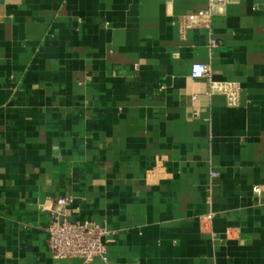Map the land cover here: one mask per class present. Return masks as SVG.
Returning <instances> with one entry per match:
<instances>
[{"label":"crops","instance_id":"obj_1","mask_svg":"<svg viewBox=\"0 0 264 264\" xmlns=\"http://www.w3.org/2000/svg\"><path fill=\"white\" fill-rule=\"evenodd\" d=\"M207 7L0 0V264H264V0L181 34ZM62 196L110 230L107 262L53 257Z\"/></svg>","mask_w":264,"mask_h":264},{"label":"built area","instance_id":"obj_2","mask_svg":"<svg viewBox=\"0 0 264 264\" xmlns=\"http://www.w3.org/2000/svg\"><path fill=\"white\" fill-rule=\"evenodd\" d=\"M207 1L208 7L206 9L191 12L180 20L181 34L190 27H209L217 13V6H224L231 0ZM210 45L214 46L215 41L211 40ZM190 74L193 78L209 77V94L216 92L223 95L230 106H237L239 104L240 86L233 82L213 80L209 64L193 63ZM215 175V172H212V176ZM254 190L259 193L262 191V187L255 185ZM71 202L72 198L70 196H62L56 202L50 223L46 228L49 251L57 259L80 258L90 261L99 258L107 262L109 260L108 243L111 234L110 230L104 224L96 221L69 220L67 210Z\"/></svg>","mask_w":264,"mask_h":264}]
</instances>
